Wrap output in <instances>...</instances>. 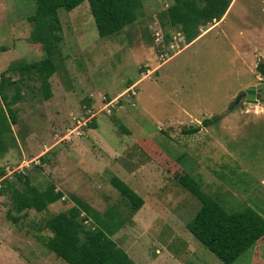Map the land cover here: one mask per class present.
Instances as JSON below:
<instances>
[{
  "label": "rangeland",
  "instance_id": "rangeland-1",
  "mask_svg": "<svg viewBox=\"0 0 264 264\" xmlns=\"http://www.w3.org/2000/svg\"><path fill=\"white\" fill-rule=\"evenodd\" d=\"M171 2L142 0L137 20L108 37L98 35L87 1L70 11L59 9L62 54L50 78L52 96L45 100L38 83L21 87L22 98L12 105L18 117L12 125L16 145L0 155L7 170L0 188L20 173L33 187L54 183L65 194L44 213L17 212L10 195L0 194V264H69L48 250L42 237L50 234L43 220L72 205L70 194L99 212H117L113 221L121 227L112 238L136 264H221L186 228L199 200L155 167L143 148L181 163L199 181L200 191L228 210L250 207L264 217V102H242L226 111L240 84L264 82L251 66L253 60L264 61L257 56L258 50L264 55V0H237L224 23L201 26L200 33L208 31L200 40L159 60L152 41L155 26L161 24L167 34L178 31L159 20ZM34 11L35 0H0V75L12 62L44 57L40 43L31 38L33 25L27 17ZM244 51L247 61L240 56ZM130 85L137 91L131 98ZM103 96L120 97V103L107 112ZM77 115L79 128L72 122ZM216 115L218 119L202 125ZM194 123L199 130L184 133ZM129 158L126 164L123 160ZM144 168L153 176L145 187ZM112 176L146 201L137 218L139 209L131 213L110 184ZM16 184L24 189L23 182ZM255 248L232 264H264V246Z\"/></svg>",
  "mask_w": 264,
  "mask_h": 264
},
{
  "label": "trees",
  "instance_id": "trees-1",
  "mask_svg": "<svg viewBox=\"0 0 264 264\" xmlns=\"http://www.w3.org/2000/svg\"><path fill=\"white\" fill-rule=\"evenodd\" d=\"M83 1L89 4L100 37L112 36L133 24L143 6L142 0H35V11L27 18L33 25L32 41L40 43L45 54L37 61L12 62L0 75V155L16 145L12 125L18 122V117L12 105L22 98L21 87L38 83V89L45 100L52 96L50 78L56 72L62 54L59 46L62 40L59 32V9L70 11ZM231 1L172 0L160 12L159 20L164 24L162 26L169 25L180 31L186 44H189L200 35L201 26L223 17ZM164 34V41L167 43L171 34ZM153 46L158 55L154 43ZM256 68L264 77L263 60L257 63ZM10 73L16 74L17 78L7 76ZM10 90L14 93L10 94ZM218 117L205 118L202 125H208ZM77 119L81 120V115L73 117L72 122L77 123ZM92 125L96 126L94 123ZM197 130L199 126L183 129L184 133ZM143 151L199 200L200 207L186 223V228L221 260V264H232L246 250L264 246V217L256 210L250 207L237 211L228 210L215 197L200 191L199 181L197 183L187 170L184 171L181 163H173L162 151L157 156L153 153L156 152L155 149L143 148ZM5 166L0 164V177L6 172ZM14 175L13 179L3 181L0 194L10 195L11 205L17 212L30 209L40 213L47 212L48 206L63 196L62 191L58 188L55 190L54 183L38 188L32 186L27 175ZM19 181L24 185L21 191L16 188V182ZM109 181L119 192L123 202L130 206L131 213L140 209L144 203L142 197L117 176H112ZM69 198L73 201L72 205L64 211L49 214L43 220L44 227L50 233L42 237V243L48 250L69 264H136L112 238L121 227L118 221H113L117 218L116 211L110 213L107 209L99 212L73 194Z\"/></svg>",
  "mask_w": 264,
  "mask_h": 264
},
{
  "label": "built area",
  "instance_id": "built-area-1",
  "mask_svg": "<svg viewBox=\"0 0 264 264\" xmlns=\"http://www.w3.org/2000/svg\"><path fill=\"white\" fill-rule=\"evenodd\" d=\"M157 29L153 31V43L157 48V59L159 60H165L166 58H168L169 56H171L176 50L180 49L181 47H184L186 45L185 39L182 35V33L180 31L175 32L174 34L170 35L169 41L167 43H165L164 41V31L162 29H160V25L159 26H155ZM260 80H262V78H259ZM135 85V84H134ZM134 85H130V91H131V97H135L137 95V91L135 92L133 90ZM129 93V90H127ZM122 95V94H121ZM102 100L104 102V108L107 112H109L108 107L113 108L115 106V103L119 102V97H117L116 99H109L107 96H103ZM115 102V103H114ZM114 103V104H113ZM132 105H134V103H132ZM86 108V107H85ZM105 110H103L106 114L111 115L110 113H107ZM77 124H78V128L82 125V122L80 121V119H77ZM31 163V162H30ZM29 166H23V168H13V169H8V173L13 172L14 170H23L24 168L27 169L29 168ZM7 173V170H6ZM6 176V174H5ZM87 221H85L86 223Z\"/></svg>",
  "mask_w": 264,
  "mask_h": 264
},
{
  "label": "crops",
  "instance_id": "crops-1",
  "mask_svg": "<svg viewBox=\"0 0 264 264\" xmlns=\"http://www.w3.org/2000/svg\"><path fill=\"white\" fill-rule=\"evenodd\" d=\"M237 0H232L231 1V3H230V5H229V7L227 8V10L228 11H226L227 12V14L231 11V9L233 8V6H234V4H235V2H236ZM234 3V4H233ZM232 6V7H231ZM226 12H225V14H226ZM223 15V19L221 20H219L218 22H216L215 21V24L214 25H220V24H222V23H224L225 22V20H226V17H227V15ZM214 25H212V26H214ZM212 26H211V28H212ZM210 28V29H211ZM209 29V30H210ZM208 30H206L205 32H202V33H200V35L196 38V39H194L191 43H189V44H187V45H192V44H194L196 41H198V40H200V38H201V36L202 35H204L206 32H207ZM239 35H243L242 33H240ZM247 35V34H246ZM242 39H244L245 40V38H246V36H243V37H241ZM240 56H242L243 57V61H245L246 60V53H245V51L244 52H242V53H240ZM257 56L258 57H263L264 58V55H263V53L260 51V50H258L257 51ZM247 61V60H246ZM256 61H254L253 60V62H252V64H251V66L253 67V68H255L256 67ZM250 70H252L251 68H250ZM254 71H255V69H254ZM253 71V72H254ZM259 77H261V76H258V78ZM249 86V83H244V84H240V87H239V91H241V89H244V88H247ZM245 90V89H244ZM238 91V92H239ZM237 92V93H238ZM195 124V123H194ZM193 125V124H192ZM189 127V126H188ZM198 131V130H197ZM237 134H235V136H236ZM103 150V149H102ZM103 152V151H102ZM105 154H103L104 155V157L105 156H108V154L106 153V152H104ZM105 161L106 162H108L107 163V165H109L110 164V161H108V160H106L105 159ZM123 161H126V162H128V161H132L130 158L129 159H126V160H123ZM126 164H129V162L128 163H126ZM153 164V163H152ZM153 165H155V164H153ZM96 166V165H95ZM155 167H159L158 165H155ZM93 168V167H92ZM161 169V168H160ZM144 170H145V173H144V178L143 179H141V180H143L144 181V187L147 185V182H146V180H151V178H153V176H151L150 175V172L149 171H147V169L146 168H144ZM138 171H140V170H138ZM134 174L137 176V174H136V172H134ZM131 178V175H128V179H130ZM57 188H59V187H57ZM60 189V188H59ZM145 190H146V188H145ZM62 191V190H61ZM63 194H65L64 192H63ZM119 195V194H118ZM144 200V199H143ZM58 202H60L59 200L58 201H56L55 203H53V204H58ZM53 204H51V205H53ZM88 204V203H87ZM50 205V206H51ZM92 206V205H91ZM142 206H146V201H144V203H143V205ZM140 207V209H139V211L137 212V213H135L136 215L135 216H133V218H137V215L138 214H142L141 212H142V208L143 207ZM93 207V206H92ZM94 208V207H93ZM97 210V209H96ZM115 211V210H114ZM143 211H145V208L143 209ZM57 263H60L59 261H57Z\"/></svg>",
  "mask_w": 264,
  "mask_h": 264
},
{
  "label": "water",
  "instance_id": "water-1",
  "mask_svg": "<svg viewBox=\"0 0 264 264\" xmlns=\"http://www.w3.org/2000/svg\"><path fill=\"white\" fill-rule=\"evenodd\" d=\"M264 91V82L257 85H250L245 90L239 91L235 96L231 104L226 108V111H231L236 108L242 102L248 103H261L264 102V97L257 98V95ZM198 124L189 125L191 127H197Z\"/></svg>",
  "mask_w": 264,
  "mask_h": 264
},
{
  "label": "clouds",
  "instance_id": "clouds-1",
  "mask_svg": "<svg viewBox=\"0 0 264 264\" xmlns=\"http://www.w3.org/2000/svg\"><path fill=\"white\" fill-rule=\"evenodd\" d=\"M186 46H187V44H186ZM264 79L262 78V81H263ZM134 83V82H133ZM132 83V84H133ZM119 96H121V95H119ZM109 98V97H108ZM120 98V97H119ZM109 99H111V98H109ZM85 108V107H84ZM86 112V111H85ZM101 112H104V111H101ZM105 113V112H104ZM106 114V113H105ZM108 115V114H107ZM94 117V116H93ZM91 119H93V118H90L89 120H87V121H90ZM84 124H86V122L84 123ZM6 170V169H5ZM6 174V173H5ZM0 178H3V177H0Z\"/></svg>",
  "mask_w": 264,
  "mask_h": 264
},
{
  "label": "flooded vegetation",
  "instance_id": "flooded-vegetation-1",
  "mask_svg": "<svg viewBox=\"0 0 264 264\" xmlns=\"http://www.w3.org/2000/svg\"><path fill=\"white\" fill-rule=\"evenodd\" d=\"M260 94V93H259ZM259 94L257 95V98H262L261 96H259Z\"/></svg>",
  "mask_w": 264,
  "mask_h": 264
},
{
  "label": "bare ground",
  "instance_id": "bare-ground-1",
  "mask_svg": "<svg viewBox=\"0 0 264 264\" xmlns=\"http://www.w3.org/2000/svg\"><path fill=\"white\" fill-rule=\"evenodd\" d=\"M228 11V10H227Z\"/></svg>",
  "mask_w": 264,
  "mask_h": 264
}]
</instances>
